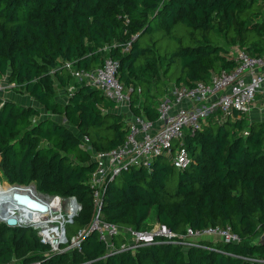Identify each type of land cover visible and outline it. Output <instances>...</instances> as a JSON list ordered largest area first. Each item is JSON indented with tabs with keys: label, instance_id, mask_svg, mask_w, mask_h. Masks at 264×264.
Instances as JSON below:
<instances>
[{
	"label": "trees",
	"instance_id": "obj_1",
	"mask_svg": "<svg viewBox=\"0 0 264 264\" xmlns=\"http://www.w3.org/2000/svg\"><path fill=\"white\" fill-rule=\"evenodd\" d=\"M234 48L264 52V0H0V81L6 78L11 90L26 92L68 123L0 96V180L76 195L83 210L69 234L88 226L96 164L81 136L108 151L125 142L128 125L114 101L90 84L75 83L65 63L93 68L107 56L117 59L131 112L154 120L172 84L195 85L233 69ZM72 83L76 89L68 93ZM59 89L67 92L65 102L57 98ZM231 116L220 121L211 115L186 135L185 168L159 155L148 167L131 166L108 178L102 211L106 220L135 230L154 222L177 234L231 226L239 242L205 239L209 248L189 249L159 242L135 254L103 257L106 246L92 232L82 252L44 258L46 246L34 229L0 222V262L264 264V245L253 244L264 230V118L248 120L238 111ZM124 240L122 234L116 239Z\"/></svg>",
	"mask_w": 264,
	"mask_h": 264
},
{
	"label": "built area",
	"instance_id": "obj_2",
	"mask_svg": "<svg viewBox=\"0 0 264 264\" xmlns=\"http://www.w3.org/2000/svg\"><path fill=\"white\" fill-rule=\"evenodd\" d=\"M235 60L233 69L213 72L210 81L200 80L195 85L172 84L158 106L156 119L132 115L127 121L128 135L123 144L108 151H99L93 148L89 137H83V146L96 161V169L89 180L94 212L88 226L70 235L69 225L75 222L83 210L81 201L76 195L41 192L32 183L6 182L15 190L13 193H28L47 205V209L35 210L20 205L14 200L13 194L8 199L7 196H0V222L11 228L34 229L40 242L46 246L44 258L54 254L82 252L83 242L92 232H96L106 246L103 257L125 251L135 254L139 248L159 242H173L183 249L209 248L202 243L205 239L239 242L241 238L233 232L231 226L216 225L200 229L189 227L185 233L177 234L166 225L156 223L151 229L135 230L106 220L102 211L103 189L108 178H115L131 166L148 167L159 155L167 156L176 168L183 169L190 161L185 144L188 133L195 134L202 127L203 121L211 115L222 121L236 111L241 115L252 111L264 81V52L253 54L239 48ZM65 66L75 83L83 82L100 89L117 105L130 104V91L124 88L117 77V59L107 56L100 66L93 68L78 67L72 61H67ZM75 83L67 87L68 93L76 89ZM22 186L30 191L22 192ZM10 218H14L16 224H9ZM121 234L125 240L119 243L116 239ZM0 264L26 263L21 257H14L10 262ZM27 264H41V261L35 260Z\"/></svg>",
	"mask_w": 264,
	"mask_h": 264
},
{
	"label": "rangeland",
	"instance_id": "obj_3",
	"mask_svg": "<svg viewBox=\"0 0 264 264\" xmlns=\"http://www.w3.org/2000/svg\"><path fill=\"white\" fill-rule=\"evenodd\" d=\"M238 49L239 48H234L233 49V55H236L237 52H238ZM11 84L7 81L6 78H4L3 80L0 81V96L1 97H7V98H11L13 100H16V101H19L21 102L22 104H25V105H30V106H35L39 109V112L40 114L43 116V117H48V116H51L59 121H62V122H65L66 124H68L66 122V119L64 116H61V115H56V114H53L52 112L48 111L46 108H44L43 106H41L36 100H34L32 97L29 96V94H27L26 92H14L13 90H11ZM66 91L65 90H62V89H59V94L57 96L58 100H60L61 102H65V98H66ZM128 105V108L129 110H131V107H130V104H127ZM125 116H126V113H124ZM252 114L250 113L249 115H246V117L248 118V120H253L251 118ZM231 117H235L234 114L231 116ZM262 117V116H261ZM73 129V131L75 133H77L78 135H80V132L77 131L76 128L74 127H71ZM84 137V136H83ZM82 138V140L84 141V138ZM176 143V142H174ZM93 160V158H92ZM1 181V184H5L6 182L8 181H5V180H0ZM34 185V183H32ZM157 222H154L153 224H156Z\"/></svg>",
	"mask_w": 264,
	"mask_h": 264
},
{
	"label": "water",
	"instance_id": "obj_4",
	"mask_svg": "<svg viewBox=\"0 0 264 264\" xmlns=\"http://www.w3.org/2000/svg\"><path fill=\"white\" fill-rule=\"evenodd\" d=\"M93 163L96 164V161L93 160ZM13 198L14 200L20 204L24 205L26 207H29L31 209L35 210H42L45 211L47 209V205L41 203L40 201L36 200L33 198L30 194L28 193H19L15 192L13 193ZM9 224H16V220L14 218L8 219ZM253 244L257 246L264 245V230L262 233H260L254 240Z\"/></svg>",
	"mask_w": 264,
	"mask_h": 264
},
{
	"label": "crops",
	"instance_id": "obj_5",
	"mask_svg": "<svg viewBox=\"0 0 264 264\" xmlns=\"http://www.w3.org/2000/svg\"><path fill=\"white\" fill-rule=\"evenodd\" d=\"M116 110L119 112L126 113V120L127 121L130 120L132 115H134L131 112V110H129L127 104H118L116 106ZM250 113L252 114L251 118L253 120L254 119L260 120V119L264 118V81L262 84V88L257 93L255 104H254L253 109ZM249 114H246V115H249Z\"/></svg>",
	"mask_w": 264,
	"mask_h": 264
},
{
	"label": "bare ground",
	"instance_id": "obj_6",
	"mask_svg": "<svg viewBox=\"0 0 264 264\" xmlns=\"http://www.w3.org/2000/svg\"><path fill=\"white\" fill-rule=\"evenodd\" d=\"M22 192H29L30 190L27 187H20ZM15 190H13V187H11L9 184L5 183L4 185L0 186V196H7L12 197V194ZM6 202V201H5Z\"/></svg>",
	"mask_w": 264,
	"mask_h": 264
}]
</instances>
